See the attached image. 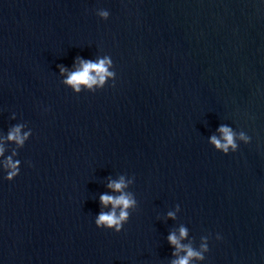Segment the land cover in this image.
<instances>
[{"label":"water","instance_id":"water-1","mask_svg":"<svg viewBox=\"0 0 264 264\" xmlns=\"http://www.w3.org/2000/svg\"><path fill=\"white\" fill-rule=\"evenodd\" d=\"M105 56L102 90L63 85L58 66ZM221 124L251 143L214 150ZM0 140L20 166L11 183L0 167V264H171L181 227L207 241L192 264H264V4L0 0ZM121 177L136 207L97 229Z\"/></svg>","mask_w":264,"mask_h":264},{"label":"clouds","instance_id":"clouds-1","mask_svg":"<svg viewBox=\"0 0 264 264\" xmlns=\"http://www.w3.org/2000/svg\"><path fill=\"white\" fill-rule=\"evenodd\" d=\"M260 3L264 4V0H260ZM97 15L101 20L106 21L109 19L110 14L105 10L100 11ZM58 68L60 76L63 77V85L71 89L75 95H79L82 91L95 93L98 90H102L108 80L115 81V72L111 70L112 59L109 56L96 60L77 57L71 70L64 66H58ZM216 131L218 135H211L208 142L214 150L225 156L230 152H237L239 142H243L246 145L251 143V138L245 132H240L237 135L228 125L221 124ZM30 136V132H22V126L18 125L8 132L6 139L9 142H14L17 147H23ZM4 153L3 140H0V167L4 170L3 179L11 183L20 173L19 161L14 162L11 156L4 158ZM14 155L15 153H13ZM129 183L131 181L126 182L124 177L119 180L109 181L107 188L113 194L105 193L99 197L102 210L95 217L94 223L97 229L116 234L123 230L124 225L130 218L131 211L136 207L135 198L125 191ZM168 216L169 218H174L172 212H169ZM186 237L187 229L184 227L179 229L178 235L175 232L169 234L168 243L174 248L173 256L176 257L171 264H192L194 260H204L203 254L208 251L207 241L202 244L200 250H196L182 243ZM216 239H221L219 234H217Z\"/></svg>","mask_w":264,"mask_h":264}]
</instances>
